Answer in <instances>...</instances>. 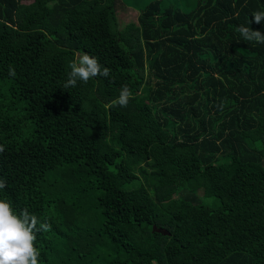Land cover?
<instances>
[{
  "label": "trees",
  "instance_id": "1",
  "mask_svg": "<svg viewBox=\"0 0 264 264\" xmlns=\"http://www.w3.org/2000/svg\"><path fill=\"white\" fill-rule=\"evenodd\" d=\"M118 1L0 0V199L40 264H264V0ZM83 52L110 77L64 89Z\"/></svg>",
  "mask_w": 264,
  "mask_h": 264
},
{
  "label": "clouds",
  "instance_id": "2",
  "mask_svg": "<svg viewBox=\"0 0 264 264\" xmlns=\"http://www.w3.org/2000/svg\"><path fill=\"white\" fill-rule=\"evenodd\" d=\"M252 18L259 24L264 21V11L254 10ZM251 23V21H250ZM237 31L244 41L264 44V32L240 24ZM70 71L63 85L64 89L75 87L78 81L87 83L89 80L103 76L110 77L111 71L100 63L99 59L88 52L77 53L69 65ZM10 77L16 76V70L11 65L8 69ZM133 93L127 85L120 88L119 95L112 100L107 108L116 106L127 107ZM222 108V105H220ZM4 146L0 145V153ZM7 184L0 178V189ZM51 224L41 221L37 215L24 208L17 212L7 199H0V264H40V251L36 246L37 233L48 232Z\"/></svg>",
  "mask_w": 264,
  "mask_h": 264
},
{
  "label": "rangeland",
  "instance_id": "3",
  "mask_svg": "<svg viewBox=\"0 0 264 264\" xmlns=\"http://www.w3.org/2000/svg\"><path fill=\"white\" fill-rule=\"evenodd\" d=\"M136 3H141L142 0H134ZM118 16L121 20V25L128 23L130 21H137L140 13V9L135 3H128L124 0L118 1ZM139 12V13H138ZM120 24V23H119Z\"/></svg>",
  "mask_w": 264,
  "mask_h": 264
},
{
  "label": "water",
  "instance_id": "4",
  "mask_svg": "<svg viewBox=\"0 0 264 264\" xmlns=\"http://www.w3.org/2000/svg\"><path fill=\"white\" fill-rule=\"evenodd\" d=\"M153 230L163 234H170V232L167 229L158 227L157 225H154Z\"/></svg>",
  "mask_w": 264,
  "mask_h": 264
}]
</instances>
